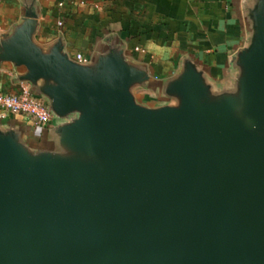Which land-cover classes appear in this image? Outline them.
I'll use <instances>...</instances> for the list:
<instances>
[{"label": "water", "instance_id": "obj_1", "mask_svg": "<svg viewBox=\"0 0 264 264\" xmlns=\"http://www.w3.org/2000/svg\"><path fill=\"white\" fill-rule=\"evenodd\" d=\"M229 85L184 57L163 103H140L148 69L109 42L87 63L38 13L0 36L56 120L47 142L0 123V264H264V0H246Z\"/></svg>", "mask_w": 264, "mask_h": 264}, {"label": "crops", "instance_id": "obj_2", "mask_svg": "<svg viewBox=\"0 0 264 264\" xmlns=\"http://www.w3.org/2000/svg\"><path fill=\"white\" fill-rule=\"evenodd\" d=\"M30 2L38 13L39 45L62 38L69 55L81 53L90 60L114 42L127 58L145 66L152 85L135 95L150 107L163 103L158 85L178 71L184 57L195 60L215 87L229 85L230 58L247 35L246 0H0V36L20 22ZM21 72L0 64V92H17L15 78ZM55 122L39 128L18 114L0 120L25 128V139L35 147L46 144L47 130Z\"/></svg>", "mask_w": 264, "mask_h": 264}, {"label": "built area", "instance_id": "obj_3", "mask_svg": "<svg viewBox=\"0 0 264 264\" xmlns=\"http://www.w3.org/2000/svg\"><path fill=\"white\" fill-rule=\"evenodd\" d=\"M58 25H61V23ZM135 50L140 49L136 48ZM69 57L77 63H87L89 61L81 53L69 55ZM9 114L22 115L39 128L51 124L54 120L46 103L33 95L28 84H19L15 93L0 92V120Z\"/></svg>", "mask_w": 264, "mask_h": 264}, {"label": "rangeland", "instance_id": "obj_4", "mask_svg": "<svg viewBox=\"0 0 264 264\" xmlns=\"http://www.w3.org/2000/svg\"><path fill=\"white\" fill-rule=\"evenodd\" d=\"M155 101L152 100V103H154Z\"/></svg>", "mask_w": 264, "mask_h": 264}]
</instances>
